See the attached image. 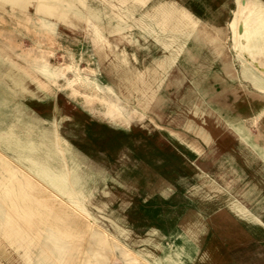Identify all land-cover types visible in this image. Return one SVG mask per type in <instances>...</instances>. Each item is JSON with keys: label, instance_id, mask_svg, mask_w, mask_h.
Returning a JSON list of instances; mask_svg holds the SVG:
<instances>
[{"label": "rangeland", "instance_id": "374dc122", "mask_svg": "<svg viewBox=\"0 0 264 264\" xmlns=\"http://www.w3.org/2000/svg\"><path fill=\"white\" fill-rule=\"evenodd\" d=\"M1 1L0 212L33 216L26 227L15 217L22 236L0 220V264H82L96 232L104 264H159L186 243L189 209L264 216V46L244 44L264 33V0L181 1L197 36L178 53L139 25L150 0H128L134 18L105 0ZM104 2L115 25L92 15ZM48 131L51 159L34 150ZM13 132L31 148L20 158L5 143ZM51 231L67 247L44 246Z\"/></svg>", "mask_w": 264, "mask_h": 264}, {"label": "crops", "instance_id": "0c3cea01", "mask_svg": "<svg viewBox=\"0 0 264 264\" xmlns=\"http://www.w3.org/2000/svg\"><path fill=\"white\" fill-rule=\"evenodd\" d=\"M179 2V5L181 1L183 0H176ZM215 1V0H211ZM183 7V6H182ZM185 7V6H184ZM190 13H192L187 7H185ZM192 17H195L194 13L191 15ZM188 14H186L185 22H187ZM138 20L140 17L137 18ZM221 23L217 21L214 26L220 25ZM140 25V24H139ZM142 25V23H141ZM189 23L186 24V28L188 27ZM262 23H255L254 27L261 26ZM218 27V26H217ZM184 28L186 31L187 29ZM143 29V28H142ZM145 30V29H143ZM150 36L153 35L154 39L156 40V43H158L160 46H162L156 37V33L151 30L147 31L145 30ZM152 33V34H151ZM244 44L251 48L257 50L258 52H261L262 49L260 47L264 46V33H254L252 36H250ZM176 47V50H178V45L175 43L173 44ZM254 46H256L254 48ZM164 47V46H163ZM171 47V45H170ZM165 48V47H164ZM177 52V51H176ZM179 52V51H178ZM226 59V58H225ZM256 73H258L254 68H252ZM259 74V73H258ZM149 81L145 79V81H142V83L146 84L143 93L150 90V85L148 83ZM177 80H175V86L177 85ZM141 84V83H140ZM152 94H149V98L152 101ZM180 95L187 98L189 100L193 95L191 93V90L187 87L179 92ZM152 96V97H151ZM159 98V102L161 101V98ZM229 97V96H228ZM253 98V97H251ZM229 101L231 98H228ZM250 100V98L248 99ZM256 106V105H255ZM254 106V107H255ZM258 107V106H256ZM202 121L207 122V118L200 116L199 117ZM48 135L43 136V139L40 140L38 143L34 144V150L35 152H39L42 154L44 158L49 157L55 158V154L51 152V150L47 147L46 139H53L55 136L54 132H49ZM11 134H14L12 141H9L7 144V147L9 145H13L15 147V150L17 152V158H20V155L23 154L24 151H30V146L27 147V145L21 144L19 137L16 136V134L13 132ZM9 138V137H8ZM48 141V140H47ZM173 161L181 162L183 161L181 158H172ZM23 164H25V160L19 159ZM27 164V163H26ZM44 174L40 172V176H43ZM21 182V181H20ZM85 182V181H84ZM87 183V182H86ZM88 183V188L90 189ZM22 186V185H20ZM38 192V190H37ZM8 194L7 187L2 192V198L5 197V195ZM17 194V193H16ZM19 195H14V200L17 201ZM13 197V196H12ZM29 198L28 194H25L23 197ZM237 205V204H236ZM235 205V210L230 208L229 206L221 205L220 207L216 208L213 212H206L202 211L200 209H189V212L187 213V218L184 219L183 224L185 226V235L183 242V247L177 250H174V252H167L163 257L158 258L159 264H182L183 259L182 256L186 258H191L190 261H194V264H264V241L260 240V236L256 233H254V230L252 229H261V231L264 234V223L262 220H264V216H260L258 213H252L250 212L249 215L246 211H244L243 208L238 207V205ZM240 206V205H239ZM237 210L240 212L237 214ZM12 213L7 212H0V220L3 222V228L6 231H10L12 235H18L22 236L24 234V227H22L15 219L16 216H19L18 219H20L24 226L26 227V224H28L32 220V211L25 210V211H11ZM38 214L42 215L44 214L42 211H37ZM243 216V217H242ZM246 216V217H245ZM251 222L250 226L252 229L248 228L244 222ZM186 226H188L186 228ZM256 230V229H255ZM187 240H193L196 242V248L189 249V245L187 244ZM101 241V242H100ZM100 242V243H99ZM102 239L99 237V232H96L92 235V241L90 243V247L85 252V255L83 256V262L82 264H104V261L102 258L105 257V254H103L102 251L103 246L105 247V244H102ZM65 240L61 237V232L57 235L54 233V231H51V234L48 237L47 241H44V246H47L51 250H59V248H65L67 246H64ZM99 244V246L97 245ZM97 246V247H96ZM96 255V260H91L89 255L90 254Z\"/></svg>", "mask_w": 264, "mask_h": 264}, {"label": "bare ground", "instance_id": "6f19581e", "mask_svg": "<svg viewBox=\"0 0 264 264\" xmlns=\"http://www.w3.org/2000/svg\"><path fill=\"white\" fill-rule=\"evenodd\" d=\"M62 1L66 5L70 4V0H62ZM105 1L108 2L109 4L111 3L112 5L118 7V9H120L121 7H125V8H123V10H120V11L124 12V15H127V16L129 15V16H132L133 18H134V14H136L134 12L137 10H140V8H141L136 3H133V2L130 3L128 0H105ZM1 2L2 3L3 2H11V4H15V3L19 4L20 1L2 0ZM106 2H104L99 7H97V9L93 8L94 12L92 11L93 12L92 15L96 18V21H99L100 23L105 21L108 24L110 23L109 25H115V24H113V23H115V20L111 17V15L105 14L108 11L106 6H105ZM118 4H121V5L119 6ZM83 6H84V4H83ZM178 6H179V2L176 0H171V1L170 0H150L149 4L145 7L146 10L142 11L141 17L139 16L140 19L138 20L140 25L142 23L141 27L143 29H145L147 31L152 30L153 33L154 32L156 33L155 38L165 48L170 47V45H172L174 43L176 45H178V48H177L178 50H176L177 53H178V51L184 50L183 45H184V42L187 38H190V37L195 38L197 36V35H195L196 32H194L191 35L186 34V32H185L186 30L184 29V28H186V22H185L186 21L185 20L186 9L184 6L182 9H177ZM43 11L46 12L45 9ZM56 18L61 20V21L67 22V23L74 22V17L69 12L68 13L64 12L63 14L62 13L60 14V12L58 11V15L56 16ZM147 19L149 20V23H148ZM106 26L108 28L107 24H106ZM116 26H117V24H116ZM131 42H132V40H131ZM141 85H142V83H141ZM141 85L139 87H140V90L142 91L146 84L144 83V86L143 85L141 86ZM152 96L151 97L154 99V101L158 103L159 98L158 97L156 98V96H154V93L152 94ZM153 99H152V101H153ZM16 124H18V123H16ZM9 132L10 131L7 129H6V131L0 132V139H6V140L10 139V138H8L10 135ZM5 143L8 144V142H5ZM22 184L23 183H19L18 185H22ZM31 189L33 190V187H31Z\"/></svg>", "mask_w": 264, "mask_h": 264}]
</instances>
